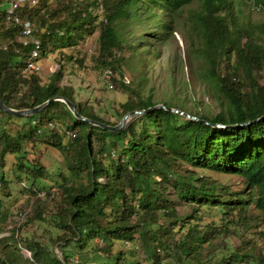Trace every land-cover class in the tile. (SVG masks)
<instances>
[{
	"label": "trees",
	"instance_id": "trees-1",
	"mask_svg": "<svg viewBox=\"0 0 264 264\" xmlns=\"http://www.w3.org/2000/svg\"><path fill=\"white\" fill-rule=\"evenodd\" d=\"M8 1L0 0V98L7 105L30 107L64 95L81 114L114 124L129 110L163 102L225 126L157 108L121 131H110L76 118L60 100L22 121H11L15 115L0 110L6 115L0 129V168L12 153L15 177L28 180L33 195L31 215L0 236V264H237L253 258L246 247L256 242L255 233L264 231V26L256 30L241 20L232 0H201L188 12L183 20L191 36L186 55L201 93L215 103L211 109L198 95L179 96L173 73L171 93L162 100L154 98L151 86L126 83L116 55L124 39L120 23L134 9L160 8L164 18L158 24L173 32L179 12L192 0L23 2L17 12L32 20L43 51L73 45L98 31L96 65L104 72L110 68L114 83L128 93L111 120L92 104L77 101L71 86L59 84L62 63L47 82L38 71H25L27 47L20 42L19 25L6 19ZM255 3L264 7L263 0ZM183 82L187 87L189 81ZM48 146L64 152V170H54V191L42 179L50 171L40 158ZM215 173L236 175L238 182ZM158 174L189 214L178 211ZM101 176L107 178L104 183L98 181ZM0 181H7L2 170ZM211 210H216L213 217ZM28 223L34 229L23 235ZM220 229L225 232L223 246L215 250L211 244ZM7 230L0 223V232ZM21 242L29 255L21 253ZM139 248H144L143 256Z\"/></svg>",
	"mask_w": 264,
	"mask_h": 264
},
{
	"label": "rangeland",
	"instance_id": "rangeland-1",
	"mask_svg": "<svg viewBox=\"0 0 264 264\" xmlns=\"http://www.w3.org/2000/svg\"><path fill=\"white\" fill-rule=\"evenodd\" d=\"M232 1L235 10L239 12L241 20L250 23L256 30H260V26H264V7L256 5L255 0ZM200 2L201 0H192L182 7L175 27L176 30L173 32H165L158 24V20L164 18V12L158 7L152 6L148 11L142 10V8L139 10L134 9L130 15L122 19L120 31L124 35V39L122 40V47L116 50V55L120 57L119 62L126 83L132 86L139 83L145 87L151 86L154 98L162 100L168 97V93H171L170 77L173 73L178 80L176 89L179 96L191 99L192 96L198 95V97H201L200 102L202 105H210L211 109L215 108V103L211 102L208 96L201 93L202 84L196 79L195 73L191 72L186 55L191 36L187 23L184 27L183 20L186 19L191 9H196L200 5ZM152 13L154 14L152 15ZM97 34L98 31L95 30L92 33H86L73 45L43 51L39 60L40 70L38 73L42 82H47L50 74L62 63L64 70L59 84L71 86L77 101L82 104H92L97 113L108 116L112 120L115 118V108L128 93L114 83L110 73L102 71L96 65L99 44ZM193 62L194 64L196 62L194 58ZM25 71L30 72L26 69ZM184 79L189 81L188 86L185 88H183ZM5 119L6 115L0 113V129L5 125ZM10 120L22 121L25 120V117L15 115ZM67 139L68 136L65 135L63 142L65 143ZM40 158L50 170L42 179L52 184L53 191L57 190V174L54 170H57V168L64 170V152L56 147L48 146L44 149ZM14 161L13 154L7 153L6 165L2 169L0 168V172L2 170L7 180L6 185L0 181V223L5 226V229H9L0 232V236L12 233L14 224L26 220L31 215L32 189L29 188L30 183L28 180L23 179L20 181L15 177L11 166ZM159 167L162 171L168 170L165 162H160ZM180 172L179 175L183 176L184 170H180ZM215 175L228 182H238L236 175L225 173H215ZM106 179V177L101 176L98 181L104 183ZM157 179H159L162 186L167 188H164L166 195L174 199L175 202L177 201L178 211L183 216L189 214L190 210L176 198L171 185L164 182L159 174ZM37 191L43 192L42 190ZM215 213L216 210H211L209 217H213ZM3 216L4 218H2ZM135 218L143 220L142 214H136ZM166 222L168 223V221ZM33 229L34 224L28 223L24 226L22 234L29 233ZM224 236V230L220 229L215 234L211 248H215V250L221 248ZM254 240L256 242L249 244L246 249L255 256L253 258L248 257L237 264H260L261 253L264 256V231L263 233H255ZM53 250L60 255L56 245ZM21 253L27 256L26 248H24L22 242ZM139 254L144 255V248H139Z\"/></svg>",
	"mask_w": 264,
	"mask_h": 264
},
{
	"label": "water",
	"instance_id": "water-1",
	"mask_svg": "<svg viewBox=\"0 0 264 264\" xmlns=\"http://www.w3.org/2000/svg\"><path fill=\"white\" fill-rule=\"evenodd\" d=\"M53 100H60L62 102H64L66 104V106L68 107V109L72 112V114L80 119V120H84L89 122L91 125H98L101 126L107 130L110 131H121L123 130L135 117L139 116L140 114H143L147 111H151L153 109H157V108H165L169 111H173V112H178L180 114H182L185 117H189V118H193V119H197V120H201L205 123L211 124L213 126H225V124L223 123H219V122H211L208 121L206 119L203 118H199L195 115H192L186 111H183L177 107L174 106H168L163 102H159V103H155L152 104L146 108H136V109H132L129 110L127 112H125L123 114V116L120 118V120L114 124L112 123H106L97 119H93L90 118L88 116H85L83 114H81L77 107L75 106V103L70 100L68 97L64 96V95H53L48 97L47 99H45L44 101H42L41 103H38L34 106H30V107H22V108H15V107H11L9 105H7L6 103L3 102V100L0 98V110L8 113V114H12V115H16V116H28L31 114H35L39 111H41L47 104H49L50 102H52ZM261 116L252 119V120H247V121H243V122H237V123H232L230 124L231 126H235V125H243V124H247L250 123L254 120L259 119Z\"/></svg>",
	"mask_w": 264,
	"mask_h": 264
},
{
	"label": "built area",
	"instance_id": "built-area-1",
	"mask_svg": "<svg viewBox=\"0 0 264 264\" xmlns=\"http://www.w3.org/2000/svg\"><path fill=\"white\" fill-rule=\"evenodd\" d=\"M25 1L26 0H10L5 6L6 19L17 23L20 27V42L23 46L27 47L25 69L30 71H39V60L43 52L42 42L40 38L34 34V24L32 20L25 16L21 17L17 12L18 7ZM28 1L34 2V0ZM105 72L111 74V69L106 68ZM49 125H53V123L49 122ZM71 133L72 132L68 131V134L71 135ZM26 251L27 255H29V250L26 249Z\"/></svg>",
	"mask_w": 264,
	"mask_h": 264
}]
</instances>
